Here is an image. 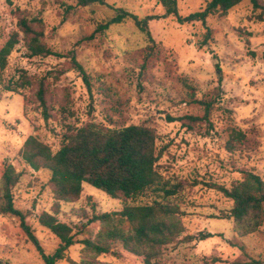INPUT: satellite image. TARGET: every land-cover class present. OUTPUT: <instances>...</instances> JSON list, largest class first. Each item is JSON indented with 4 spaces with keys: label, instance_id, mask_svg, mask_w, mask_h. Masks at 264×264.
Masks as SVG:
<instances>
[{
    "label": "rangeland",
    "instance_id": "obj_1",
    "mask_svg": "<svg viewBox=\"0 0 264 264\" xmlns=\"http://www.w3.org/2000/svg\"><path fill=\"white\" fill-rule=\"evenodd\" d=\"M209 1L178 0L179 14L199 12ZM11 2L0 0V52L19 32L21 14L42 22L45 43L55 54L30 57L20 34L6 69H0V180L9 165L23 174L13 189L14 204L26 214V223L46 254H53L60 241L39 218L52 211L56 200L50 172L34 171L21 159L26 140L37 136L56 153L69 127L147 125L157 132V170L164 182H197L195 187L188 185L187 203L179 216L184 235H212L205 241L174 242L164 249L162 262L264 264V226L256 234L238 238L233 220L219 219L233 202L211 188L216 184L231 189L247 173L264 181V15L258 19L261 12L254 10L250 0L225 16L209 17L206 26L180 25L175 17L150 22L156 43L152 50L147 36L132 21L113 25L104 34L95 31L97 23L110 20L119 8L141 19L162 16L165 9L158 0H106V6L88 8L77 7L72 0ZM72 55L90 76L91 93L71 69ZM22 74L35 86L19 94L7 91L6 86ZM39 83L47 90V118L36 97ZM202 102H212L211 126L183 127L182 118L204 116ZM233 131L242 132L245 139L235 142L231 152L228 143ZM122 209L121 201L84 184L78 202L61 203L58 220L83 234L88 217ZM20 225L18 217L0 214V264H44ZM100 228V223H93L78 239H94ZM119 253L101 255L93 264H143L121 247ZM67 258L84 260L82 245L71 247Z\"/></svg>",
    "mask_w": 264,
    "mask_h": 264
},
{
    "label": "trees",
    "instance_id": "obj_2",
    "mask_svg": "<svg viewBox=\"0 0 264 264\" xmlns=\"http://www.w3.org/2000/svg\"><path fill=\"white\" fill-rule=\"evenodd\" d=\"M77 7L88 8L106 6V0H72ZM165 9L162 16H147L143 19L124 10L116 9L110 20L97 23L95 34H104L113 25L132 21L147 36L149 49L156 46L149 23L169 17H175L180 25L201 23L207 25L209 17L225 16L230 10L245 0H210L206 7L187 17L179 14L178 0H158ZM12 5L11 0H7ZM254 10L260 11L259 20L264 15V2L250 0ZM71 9V8H68ZM42 22L37 18L29 19L18 14V33L11 36L0 52V69L5 70L8 58L18 45L20 34L30 57L47 58L55 55L45 43ZM207 32L206 39H209ZM71 69L76 71L91 93V78L75 55L70 59ZM218 72H221L217 65ZM219 83H222L220 77ZM35 86V82L26 74L6 86V90L20 93ZM47 90L39 83L36 97L40 108L47 118ZM205 107L203 117L186 116L183 127L192 129L194 125L206 123L211 126L212 102H202ZM170 122L177 120L168 117ZM157 132L147 125H131L123 128H110L95 123L81 127H69L63 135L62 146L53 153L51 148L37 136H30L20 153L21 159L34 171L47 170L51 174L56 204L51 212H43L39 218L42 226L50 230L60 241L53 254H46L32 228L26 223V214L15 207L13 189L21 181L23 174L12 165L6 167L0 180V214L12 215L21 220V229L41 256L44 264H58L68 260L70 264H93L101 255L119 256V248L141 258L143 264H164V249L180 239L185 242L205 241L211 234L199 233L197 237L184 235L185 226L179 216L183 215L182 206L187 203V187H195L187 181L178 180L175 184L164 182L158 172ZM245 139L242 132L233 131L228 149L235 150V142ZM88 184L119 200L123 209L116 213L93 214L87 218L84 233L78 234L75 228L58 220L61 203L73 204L80 200L83 185ZM223 196L233 202L230 211L219 219H231L238 238H246L258 233L264 226V181L256 174L247 173L242 182L232 185L231 189L212 184ZM146 199L145 203H136ZM100 223L101 228L94 239L85 235L87 227ZM184 235V236H183ZM75 245H82L84 260L75 262L67 258V252ZM239 247L244 250L242 246Z\"/></svg>",
    "mask_w": 264,
    "mask_h": 264
}]
</instances>
